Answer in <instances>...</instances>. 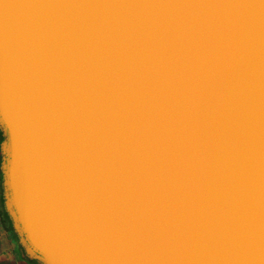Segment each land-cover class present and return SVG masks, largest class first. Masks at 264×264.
<instances>
[{
  "label": "water",
  "instance_id": "95a60500",
  "mask_svg": "<svg viewBox=\"0 0 264 264\" xmlns=\"http://www.w3.org/2000/svg\"><path fill=\"white\" fill-rule=\"evenodd\" d=\"M0 129L41 264H264V0H0Z\"/></svg>",
  "mask_w": 264,
  "mask_h": 264
},
{
  "label": "crops",
  "instance_id": "0c3cea01",
  "mask_svg": "<svg viewBox=\"0 0 264 264\" xmlns=\"http://www.w3.org/2000/svg\"><path fill=\"white\" fill-rule=\"evenodd\" d=\"M1 138H2V133H1V129H0V200L1 197L3 195L4 192V187H3V174H2V169H1V161H2V150H1ZM10 237L12 238V248L11 250L6 253V255L2 256L1 261L3 262H8V264H35L33 262H31L30 260H28L24 254L22 253H17V243L15 241V237L12 233L11 230H9Z\"/></svg>",
  "mask_w": 264,
  "mask_h": 264
},
{
  "label": "rangeland",
  "instance_id": "374dc122",
  "mask_svg": "<svg viewBox=\"0 0 264 264\" xmlns=\"http://www.w3.org/2000/svg\"><path fill=\"white\" fill-rule=\"evenodd\" d=\"M8 233H9L8 228H5L4 223H3V215L0 212V264H8V262L1 261L2 256L6 255V253H8L12 248L13 240L10 237V234ZM14 239L16 241V238ZM17 253H22L18 244H17Z\"/></svg>",
  "mask_w": 264,
  "mask_h": 264
},
{
  "label": "trees",
  "instance_id": "16d2710c",
  "mask_svg": "<svg viewBox=\"0 0 264 264\" xmlns=\"http://www.w3.org/2000/svg\"><path fill=\"white\" fill-rule=\"evenodd\" d=\"M2 133V138H1V141L4 139V134L3 132L1 131ZM2 159V158H1ZM0 212L2 213L3 215V223H4V226L5 228H8L9 230L12 231L14 237L16 238V241H17V244L19 246V248L21 249V252L22 254H24V256L30 260L31 262L35 263V264H41L39 261L35 260V259H32L30 258L26 252L24 251L23 247L21 246L20 242H19V237L13 227V223H12V220H11V217L10 215L8 214L7 210L5 209V206H4V192H3V195L1 197V200H0Z\"/></svg>",
  "mask_w": 264,
  "mask_h": 264
}]
</instances>
